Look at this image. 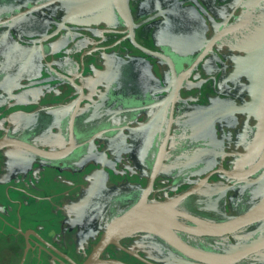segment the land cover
Returning a JSON list of instances; mask_svg holds the SVG:
<instances>
[{"label":"flooded vegetation","instance_id":"obj_1","mask_svg":"<svg viewBox=\"0 0 264 264\" xmlns=\"http://www.w3.org/2000/svg\"><path fill=\"white\" fill-rule=\"evenodd\" d=\"M251 1L0 0V264H264Z\"/></svg>","mask_w":264,"mask_h":264},{"label":"water","instance_id":"obj_2","mask_svg":"<svg viewBox=\"0 0 264 264\" xmlns=\"http://www.w3.org/2000/svg\"><path fill=\"white\" fill-rule=\"evenodd\" d=\"M60 1L66 7L68 15L75 21L116 24L123 20L128 21L130 17L129 0ZM251 5L258 12V20L246 40V57L238 64V70L244 72L250 82L252 98L248 107L258 120L254 136V145L257 147L264 139V0H252ZM261 216H264L261 211L253 210L242 219H245L244 223H248V219ZM237 223H239L238 219L233 221L230 227L235 229L239 226ZM216 258L219 260L220 257L213 256L211 261L218 263Z\"/></svg>","mask_w":264,"mask_h":264}]
</instances>
